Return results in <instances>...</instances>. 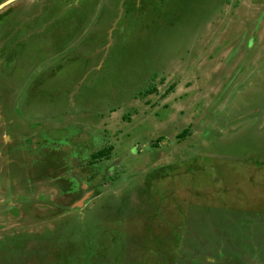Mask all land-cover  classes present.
<instances>
[{"label":"rangeland","instance_id":"rangeland-1","mask_svg":"<svg viewBox=\"0 0 264 264\" xmlns=\"http://www.w3.org/2000/svg\"><path fill=\"white\" fill-rule=\"evenodd\" d=\"M0 264H264V0H0Z\"/></svg>","mask_w":264,"mask_h":264},{"label":"trees","instance_id":"trees-1","mask_svg":"<svg viewBox=\"0 0 264 264\" xmlns=\"http://www.w3.org/2000/svg\"><path fill=\"white\" fill-rule=\"evenodd\" d=\"M189 133H190L189 130L186 129V130H183V131L180 133L179 136H180L181 138H184V137H186ZM180 137H179V138H180ZM111 151H112L111 147H106V148H104V149H102V150L96 152V153L93 155V158H94L95 161H96L97 159H99V158H100V159H102L103 157H104V158H107V157L109 156V154L111 153Z\"/></svg>","mask_w":264,"mask_h":264}]
</instances>
